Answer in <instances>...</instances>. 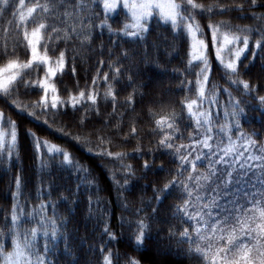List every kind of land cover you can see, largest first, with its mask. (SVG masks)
Masks as SVG:
<instances>
[{
  "label": "snow or ice",
  "instance_id": "1",
  "mask_svg": "<svg viewBox=\"0 0 264 264\" xmlns=\"http://www.w3.org/2000/svg\"><path fill=\"white\" fill-rule=\"evenodd\" d=\"M121 8L127 15L122 26L113 29L109 19ZM232 13L237 15L232 16ZM224 15H229L230 19H214ZM5 16L9 17L4 29L6 38L0 45V60H6L0 66L3 97L11 98L13 93L18 96L21 89L26 95L41 92L40 99L31 105L16 100L13 103L21 114L31 107L33 110L28 116L37 121L41 114L44 115L43 123L49 127V118L55 123L56 117L68 115L69 108L73 114L84 109L77 125L81 129L86 128L91 119L98 120L100 127L95 132L99 151L95 155L102 160L111 158L110 162L116 168L110 172L118 191H126L133 179L146 180L149 172L155 177L152 196L147 201L141 200V207L134 211L137 218L128 222L131 229L127 236L128 248L142 252L154 234L161 241H174L181 250L187 244V253L198 264H264V141L259 139L258 131L246 132L241 122L249 107L264 117V95L259 94V85L242 78L258 56L264 69V0H239L238 3L233 0L232 4L223 0L207 4L197 0H0V20ZM153 18L170 25L173 34H182V38L187 39L188 59L182 71L174 69L181 77L177 87L185 93L178 111H164L165 107L175 105V101L165 105L162 100L147 99L152 106L148 111L152 125L150 134L159 139L144 151L140 142L142 137L138 136L135 126L139 117L133 118V126L127 133L123 132L121 121L128 112L136 111L137 103L143 105L146 102L148 93L138 92L137 88L147 89L148 84L137 86L136 79L142 74L141 70L136 65L123 64L129 59L127 49L117 55L114 48L125 38L145 40ZM98 19L99 24L95 23ZM242 19L253 23L232 22ZM104 29L111 42L107 59L98 61L91 84L86 75L84 87L81 88L77 81L67 100L62 99L56 84L66 74V65L69 62L73 65L71 70L75 78L77 57L83 59L87 53H96L93 45L97 35L103 36ZM207 33L211 34L212 48L222 70L226 85L223 87L219 80L210 76L212 63L206 52ZM69 51L73 53L71 58ZM249 51L251 57L246 55ZM100 55H105L103 44ZM25 56L27 59L22 58ZM244 59L248 64H243ZM105 65L108 71L103 70ZM89 70L84 69L85 73ZM129 72L131 75L126 78L125 74ZM193 72L194 81L189 79ZM101 87L105 89L103 93ZM118 87L133 88L123 102L117 100ZM249 100L255 103L249 104ZM109 102L112 111L102 112L100 105ZM158 104L161 109L152 111ZM120 108L124 111H119ZM57 131L63 132V128ZM185 132L188 133L186 137ZM116 136H121L122 144L137 139L133 153L110 151ZM26 138H31L35 149L33 163L38 167L36 178L42 186L39 192L43 193L45 183L53 185L52 179L45 181L46 176L52 175L48 171L50 167L75 169L83 184H93L94 181L88 179L90 169L74 160L69 151L37 137L31 130L26 133ZM18 139L17 122L0 111V168H6L14 154L17 162L15 175L8 176L11 220L9 222L5 215L0 223V264H56L49 256L56 250L55 242L59 238L67 239L70 221L59 217L55 202L41 200L31 211H26L31 194L26 195L25 190L31 184V177L25 174L17 153ZM73 139L79 143L80 136ZM185 140L188 142L184 143ZM88 151L92 153L91 148ZM157 154L167 160L157 165ZM127 159L143 161L139 176L136 167L125 163ZM166 164L175 167L166 168ZM201 166L203 171L198 170ZM161 171L166 177L171 176V179L165 178L162 187L158 177ZM117 175L122 177L123 184L116 180ZM173 194L175 202L167 206L168 215L162 218L159 206ZM49 203L51 215L46 214ZM101 203L96 195V206ZM88 204L91 217L92 193ZM124 207L128 210L127 205ZM25 218L28 223L35 222L38 226H25ZM175 222L186 226L178 229ZM93 230L103 245L102 261L97 258L95 264H141L140 259L129 256L127 251L111 250L109 245L118 237L103 210L96 216ZM38 235L43 238V251ZM85 241L86 237L82 238L81 244ZM9 245L11 250H8ZM89 250L94 251V245H90ZM65 251H68L67 247Z\"/></svg>",
  "mask_w": 264,
  "mask_h": 264
},
{
  "label": "trees",
  "instance_id": "2",
  "mask_svg": "<svg viewBox=\"0 0 264 264\" xmlns=\"http://www.w3.org/2000/svg\"><path fill=\"white\" fill-rule=\"evenodd\" d=\"M197 2L202 3H212L214 0H197ZM224 3L232 4L233 0H223ZM239 2V0H235ZM127 13L122 9H119L116 14H114L109 19L113 29H119L122 26L124 16ZM232 16L237 15L232 13ZM103 14L101 13V19ZM9 17L5 16L3 20H0V45H3L6 38V33L4 29L8 25ZM216 20H227L230 19L229 15L216 16ZM100 20H96L95 23L99 24ZM207 19L203 23L207 24ZM233 23L240 25H250L253 22L249 19L233 20ZM103 36L97 35L93 47L96 49V53H87L83 55V59L79 56L75 62V68L77 75L74 78L72 74L73 65L69 62L66 65V74L63 76L62 80L58 81L56 86L58 94L62 99L67 100L69 91L73 90V86L79 82L81 88L85 84V76L87 75V81L91 84V77L96 74V67L98 66V61L101 59H107V50L110 45L108 40L109 33L107 29L103 30ZM175 37V38H174ZM9 40L12 37H7ZM22 38V36H21ZM207 44V56L212 63V71L210 76L213 80H219L220 85L226 86L224 79L222 78V70L216 61L215 50L212 48L211 44V34L207 33L206 37ZM254 39L252 43H254ZM188 41L186 38H182V34H173L170 30V25L166 26L159 23L156 18L151 21L150 31L147 34L145 40H129L125 38L121 40L114 48V52L119 55L124 49H127L129 59L123 61L124 65H136L141 70V75L137 77V86L142 83H147L148 88H137L138 92H147L148 97H146V102L142 105L137 103L135 105V112H128L123 116L121 121L123 132H130L133 126V118L139 117L135 126L138 129V136L142 137L140 141L143 144L144 151H147L149 147L154 146L159 137H153L150 134V129L152 125L149 123L148 111L152 106L147 103L148 98L162 100L165 105L169 101H175L176 104L172 106H167L164 108L166 112H172L174 109L179 110V102L183 99L185 93L182 89L177 86L180 83V75L174 71V69L183 70L187 63V52H188ZM103 44V49L105 55H100L101 45ZM59 47L62 49L64 45L61 43ZM173 48L175 51H173ZM79 51V50H77ZM178 53V54H177ZM73 53L68 52V57L71 58ZM246 55L251 57V52H247ZM90 57V58H89ZM27 59V57H22ZM6 63V60H0V66ZM243 64H248V60L244 59ZM243 67V65H241ZM90 68V70L85 73L84 69ZM104 71H108L107 66H104ZM135 71V68H133ZM41 75L43 74L41 70ZM101 76L103 72L100 73ZM131 73H126L125 77L130 76ZM248 80L250 83L259 85L261 91L259 94L264 95V69L261 68V61L259 56L256 58L254 64L250 65L246 74L242 77ZM191 80H195V75L189 77ZM242 87V86H241ZM195 89L193 83V90ZM79 91V89H75ZM101 93L105 91L103 87L100 88ZM118 96L117 100L123 102L129 93L133 91L132 87H127L124 89L117 88ZM20 95L13 93L11 98H4L3 94L0 93V111H3L7 116H10L12 120L16 121L18 124V149L21 161L23 163L25 174L31 177V184L28 189L25 190V194H31V199L29 201V206L26 211H31L32 207L39 204L41 200L46 202H55L56 211L60 218L68 219L70 222L67 225V239L61 237L55 243L57 244L56 250L49 256V259H55L56 264H95V260L98 258L102 261L100 256L101 248L103 247L101 241L99 240L97 233L93 230V226L96 224V216L101 210L105 212V219L108 220L113 231L116 233L118 239L114 241L109 247L113 252H123L127 251L129 256H134L140 259L141 264H198V261L192 259L187 253V244L183 245V250L178 248L175 242L161 241L158 237L153 234L152 239L146 242L147 246L142 250V252H134L131 248L127 247V236L130 234L131 229L129 228L128 222L130 220H135L137 217L134 215V211L137 207H141V200L147 201L149 197L152 196V182L155 181V177L151 172L148 173L147 179L136 180L133 179L127 187L126 191H118V185L115 180L112 179L110 170H115L116 166L110 162L111 158L100 159L95 153L99 151L97 133L95 129L100 127V123L96 119H91L90 123L86 128H79L80 116L84 112L81 108L79 112L73 114L71 108L68 109V115L56 117L55 123L49 118L48 124L43 123L46 119L44 115H40L39 121L34 117H29L28 112L32 111L31 107L25 109L21 114L19 113L13 100H16L25 105H31L34 101L40 99L42 94L39 91H34L31 94H23V89L20 90ZM234 95L239 96L238 92H234ZM138 99V96L135 97ZM248 99V98H246ZM255 103L249 100V104ZM243 106V105H242ZM161 109V105H156L152 108V111H158ZM100 110L104 113L112 111V104L109 102L107 104H101ZM36 111H39L38 109ZM119 111H124L120 108ZM222 115V113H221ZM50 116V114H49ZM242 127L246 132L258 131L260 133L259 139L264 141V117H260L257 110L251 107L246 108L245 116L241 118ZM113 123H116L114 120ZM63 128V132L57 131L58 128ZM31 130L36 134L37 137L41 139H47L51 143H54L63 149L70 152L74 160L78 161L84 167L90 169V175L88 179L93 180L91 186H87L82 183L80 177L75 173V169L71 168H60V167H50L48 171L51 172V176H46L45 181L48 179L53 180V185L48 186L47 183L43 186V193L39 192L38 189L42 186L39 184L36 174L38 173V167L34 165V146L31 138H26V133ZM64 133H69V135H64ZM80 136L79 143L73 139L74 136ZM185 137L188 135L187 132L184 133ZM121 136L114 137L113 145L109 149L112 152H127L133 153V150L137 146V139H130L127 143H121ZM180 141H177L179 143ZM188 141L185 140L184 143ZM92 149V153L88 149ZM16 154L9 160L6 168H0V223L3 222L5 215L7 219L11 220V210L12 201L10 198L8 176L9 174L15 175L14 165L17 163L15 159ZM7 158V157H6ZM167 157H160L157 154L156 164L159 165L166 161ZM142 160L137 159H127L125 163L132 164L137 168V176L140 175L139 166L142 164ZM167 167H175V165H167ZM8 169L11 171L9 172ZM199 171H203V166H201ZM160 186H163L165 178L171 179V176L166 177V173L161 171L158 173ZM116 180L120 184H123V179L121 176L117 175ZM79 187V190L77 186ZM51 192V196L48 193ZM92 193V215L89 216V194ZM96 195H98L102 201L99 207L95 204ZM67 198V199H65ZM175 202V194L170 196L163 204L159 206V212L161 217L164 218L168 215L169 204ZM153 204L156 202L153 201ZM125 205H127L128 210H125ZM149 211L151 208L149 207ZM52 214L51 203L48 204L47 213ZM140 215H143L141 213ZM123 217V221L121 220ZM25 226H38L35 222L28 223L27 218ZM123 223V228L121 224ZM178 229L185 227L186 225H181L175 222ZM168 229L165 227L164 231ZM62 231H64L62 229ZM121 234L122 238H121ZM86 237L84 244H81L82 238ZM37 239L41 244V251H43V238L38 235ZM94 245L95 250L90 251L89 246ZM66 247L68 251L66 252ZM8 250H11L10 245ZM107 251V250H105Z\"/></svg>",
  "mask_w": 264,
  "mask_h": 264
},
{
  "label": "rangeland",
  "instance_id": "3",
  "mask_svg": "<svg viewBox=\"0 0 264 264\" xmlns=\"http://www.w3.org/2000/svg\"><path fill=\"white\" fill-rule=\"evenodd\" d=\"M122 9V8H121ZM123 10V9H122ZM123 11H125V10H123Z\"/></svg>",
  "mask_w": 264,
  "mask_h": 264
}]
</instances>
